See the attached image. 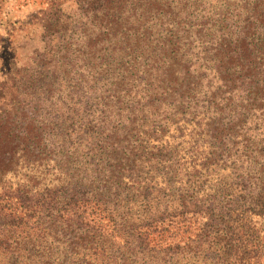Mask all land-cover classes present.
Segmentation results:
<instances>
[{
	"label": "trees",
	"instance_id": "trees-1",
	"mask_svg": "<svg viewBox=\"0 0 264 264\" xmlns=\"http://www.w3.org/2000/svg\"><path fill=\"white\" fill-rule=\"evenodd\" d=\"M57 1L0 82V264H239L232 215L264 218V0Z\"/></svg>",
	"mask_w": 264,
	"mask_h": 264
},
{
	"label": "rangeland",
	"instance_id": "rangeland-1",
	"mask_svg": "<svg viewBox=\"0 0 264 264\" xmlns=\"http://www.w3.org/2000/svg\"><path fill=\"white\" fill-rule=\"evenodd\" d=\"M61 1L63 19H68L67 16H79L76 1ZM208 1L216 3L217 0ZM49 2L50 0H0V82L8 80V69L14 62L17 66L34 64L36 50H43V27L39 17L40 10ZM232 219L246 256L241 257L239 264H264V218L250 212H235Z\"/></svg>",
	"mask_w": 264,
	"mask_h": 264
}]
</instances>
